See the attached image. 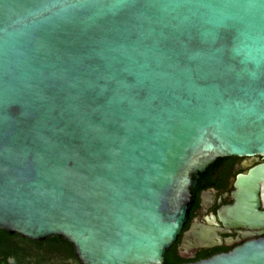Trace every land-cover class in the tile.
Returning a JSON list of instances; mask_svg holds the SVG:
<instances>
[{
  "label": "water",
  "instance_id": "95a60500",
  "mask_svg": "<svg viewBox=\"0 0 264 264\" xmlns=\"http://www.w3.org/2000/svg\"><path fill=\"white\" fill-rule=\"evenodd\" d=\"M230 156L264 157V0H0L1 230L165 264ZM236 186L221 220L264 226V164ZM189 264H264V238Z\"/></svg>",
  "mask_w": 264,
  "mask_h": 264
},
{
  "label": "flooded vegetation",
  "instance_id": "af4514ba",
  "mask_svg": "<svg viewBox=\"0 0 264 264\" xmlns=\"http://www.w3.org/2000/svg\"><path fill=\"white\" fill-rule=\"evenodd\" d=\"M260 164H264V157H222L207 166L204 172L198 173L189 219L165 264L200 262L264 238V226H227L220 218V211L235 201L236 183L240 175H247ZM259 209L264 213L262 193ZM190 232L198 240L193 238L186 241L185 236ZM0 264L84 263L75 247L65 238L52 237L38 241L18 234H3L0 229Z\"/></svg>",
  "mask_w": 264,
  "mask_h": 264
},
{
  "label": "trees",
  "instance_id": "16d2710c",
  "mask_svg": "<svg viewBox=\"0 0 264 264\" xmlns=\"http://www.w3.org/2000/svg\"><path fill=\"white\" fill-rule=\"evenodd\" d=\"M3 234H7L8 232L2 230ZM170 251L166 253L165 259L169 257Z\"/></svg>",
  "mask_w": 264,
  "mask_h": 264
}]
</instances>
